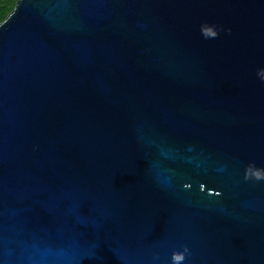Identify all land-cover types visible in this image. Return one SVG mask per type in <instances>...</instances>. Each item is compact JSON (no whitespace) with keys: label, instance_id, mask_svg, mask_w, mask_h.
<instances>
[{"label":"water","instance_id":"1","mask_svg":"<svg viewBox=\"0 0 264 264\" xmlns=\"http://www.w3.org/2000/svg\"><path fill=\"white\" fill-rule=\"evenodd\" d=\"M0 264H264V0H18Z\"/></svg>","mask_w":264,"mask_h":264},{"label":"trees","instance_id":"2","mask_svg":"<svg viewBox=\"0 0 264 264\" xmlns=\"http://www.w3.org/2000/svg\"><path fill=\"white\" fill-rule=\"evenodd\" d=\"M18 0H0V24L14 10Z\"/></svg>","mask_w":264,"mask_h":264}]
</instances>
